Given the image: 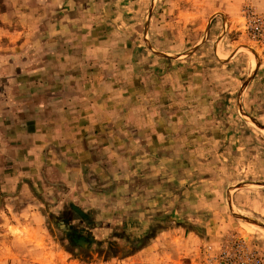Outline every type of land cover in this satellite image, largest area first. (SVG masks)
<instances>
[{
  "label": "rangeland",
  "instance_id": "1",
  "mask_svg": "<svg viewBox=\"0 0 264 264\" xmlns=\"http://www.w3.org/2000/svg\"><path fill=\"white\" fill-rule=\"evenodd\" d=\"M0 28L1 106L16 91L31 102V81L17 73L77 64L116 112L104 116L116 138L112 177L90 185L108 191L100 205L111 210L86 212L87 251L49 218L78 222L61 194L35 193L70 259L221 264L240 252L264 264V0H0ZM32 201L26 188L0 192V264L32 263L7 257L5 234L19 236L10 218Z\"/></svg>",
  "mask_w": 264,
  "mask_h": 264
},
{
  "label": "crops",
  "instance_id": "2",
  "mask_svg": "<svg viewBox=\"0 0 264 264\" xmlns=\"http://www.w3.org/2000/svg\"><path fill=\"white\" fill-rule=\"evenodd\" d=\"M3 31L0 28V33ZM74 65L77 64L68 65V69L58 67L52 73L38 72L37 66L32 67L30 74L17 73L13 80L31 81L28 89L31 102L25 103L22 94L16 91L10 105L0 104V111L5 114L0 121L3 129L0 152L4 151L0 156V192L13 194L26 188L38 200L25 203L20 208L21 214L17 212L10 218L8 227L19 236L5 230L10 239L6 245L8 258L26 257L30 264H80L51 241L45 217L39 210L42 203L35 194L40 190L61 194L64 204L70 202L84 213L97 210L98 215L105 216L111 210L100 205L108 191L90 185L100 179L97 176L112 177L113 159L109 150L116 138L111 131L113 126L108 127L109 119L104 116L112 118L116 112H111L113 107L103 105L96 86L92 90L87 88L89 82L97 85L95 73L82 78L79 65ZM6 93L4 90L2 94ZM104 128L109 131L103 132ZM48 203L58 208V203ZM71 218L78 221L73 214ZM166 252L159 250L160 260H165ZM171 257L178 264L180 256Z\"/></svg>",
  "mask_w": 264,
  "mask_h": 264
},
{
  "label": "trees",
  "instance_id": "3",
  "mask_svg": "<svg viewBox=\"0 0 264 264\" xmlns=\"http://www.w3.org/2000/svg\"><path fill=\"white\" fill-rule=\"evenodd\" d=\"M66 209L76 216L78 219L77 223L71 224L67 222V220L63 222L64 218H61V220L54 216H50L49 218L58 228L61 229V232L64 235V240L67 242L68 246L73 249H79L80 251H87L92 243L89 234V228L93 224L91 218L88 214L82 212L70 202L66 203ZM60 220L63 225L60 224Z\"/></svg>",
  "mask_w": 264,
  "mask_h": 264
},
{
  "label": "built area",
  "instance_id": "4",
  "mask_svg": "<svg viewBox=\"0 0 264 264\" xmlns=\"http://www.w3.org/2000/svg\"><path fill=\"white\" fill-rule=\"evenodd\" d=\"M242 258H245L247 262H245ZM231 261L233 263L238 261L239 264H261L260 257L258 255L249 254L247 256H243V254H240V252H237V255L234 256ZM231 261H227V263L225 261H222L221 264H231Z\"/></svg>",
  "mask_w": 264,
  "mask_h": 264
}]
</instances>
